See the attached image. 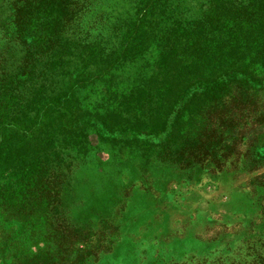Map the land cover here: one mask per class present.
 <instances>
[{"label":"trees","instance_id":"16d2710c","mask_svg":"<svg viewBox=\"0 0 264 264\" xmlns=\"http://www.w3.org/2000/svg\"><path fill=\"white\" fill-rule=\"evenodd\" d=\"M145 1H134L139 5L136 17L120 38V52L110 57L107 52L115 44L104 34L121 31L126 22L115 20L120 18L117 0H11L12 30L6 45L18 44L22 57L13 62L11 52L0 47V172L6 174L0 178V240L7 238L15 255L7 264H83L100 260L104 253L102 233L75 223L59 204L65 180L52 174L56 165L50 157L57 158L56 139L84 149V136L92 128L98 138L159 151L186 167L220 165L237 152L236 141L248 136H255L261 144L257 147L264 150V133L242 132L264 124V0H227L229 14L210 21L216 37L192 50L196 57L184 64L164 38L168 34L159 29L155 36L162 45L152 75L140 84L134 75L143 74V67L133 63L142 55L138 45L143 44L149 8L157 3ZM100 9L101 19H110L112 25L100 22L95 29L86 16ZM73 57L80 60L79 67L65 90L54 93V76ZM102 63L106 65L101 73L107 78L120 69L131 74L123 77L125 88L115 87L110 111V121L116 114L132 115L131 125H112V121L108 125L107 116L95 109L91 113L78 100L84 87H99L83 73ZM106 92L98 90L101 95ZM169 96L171 101L162 109V99ZM236 112L243 114L239 117ZM252 180L250 214L236 215L241 219L232 233L206 240L194 255L157 264H264V173ZM32 219L45 230L37 228L38 223L29 224ZM24 233L29 239L42 235L45 246L32 254L22 253L25 250L13 238L26 239Z\"/></svg>","mask_w":264,"mask_h":264},{"label":"rangeland","instance_id":"374dc122","mask_svg":"<svg viewBox=\"0 0 264 264\" xmlns=\"http://www.w3.org/2000/svg\"><path fill=\"white\" fill-rule=\"evenodd\" d=\"M96 1L90 0L91 3ZM134 1L117 0L115 6L119 11L116 15H120V18L115 20L124 19L126 22L122 24L124 28L121 31L111 35L104 34L106 41H113L115 44L107 52L110 57L120 52V38L136 17L139 5ZM156 1L149 8L150 15L146 18L141 33L143 44L138 47L142 55L137 56L133 63L143 67L144 75L139 72L134 75L135 81L140 84H144L152 75V65L162 45L157 40L158 36H155L159 29L168 34L164 38L176 48L177 55L180 54L184 64L196 57L197 52L193 54L192 50H198L206 45V41L216 37V31L211 30L210 21L226 16L231 9V3L227 0ZM10 3L11 0H0V39L4 38L0 40V47L1 51H10L13 62H16L22 57L21 47L14 43L6 45L12 30L8 24L11 17ZM100 11L103 10L87 13V23L92 21L90 27L96 26L97 29L100 22L112 25L110 19H101ZM190 33L193 34L192 37L188 36ZM79 64L80 60L76 57L68 59L64 70L60 69L54 76V93L65 90L72 72ZM105 65L106 63H102L83 73L90 75L95 83H99V87H84L78 93V100L91 113L95 109L99 115L107 116L109 125L113 118L110 111L114 109V89L116 86L125 88L123 77H130L131 74L120 69L119 72H110L112 76L107 78L101 73ZM149 66L151 67L145 74ZM184 76H180V79ZM152 79H155L154 73ZM98 90H104L106 95H101ZM173 92L175 86L172 94ZM170 99L171 96L162 99V109ZM93 101L96 103L94 106ZM156 111L153 108L152 113ZM242 114L236 112V116L240 117ZM114 117L112 125L134 123L132 115L121 118V114H116ZM263 128L264 124L248 127L242 132H248L249 135L264 133ZM85 137L87 146L84 149L82 145L77 146V149L68 145L63 138L56 139L54 146L57 150L55 152H58L57 158L50 157L52 165H56V173L52 174L65 180L62 191L59 190L60 206L67 209L69 218L75 223L102 233L104 253L101 259L89 260L83 264H157L169 260L179 261L194 255L206 240L219 233H232L241 219L236 215L250 214L252 179L264 173V150L257 147L261 144L253 139L255 136H248L243 142L236 141L237 152L220 165L205 163L187 167L173 163L171 158L159 155V151L152 152L139 146H119L112 139L98 138L92 128L87 130ZM5 175L0 172V178ZM101 222H104L105 227H101ZM37 223L39 224L32 219L29 224ZM16 226H13V233L17 231ZM37 226L42 231L46 228L41 224ZM24 235L26 236L25 233ZM1 238L0 264H7L9 257L15 255L9 249L11 244L8 239ZM13 239L16 245H20L19 248L25 250L22 253L32 254L37 248L45 246L42 235L31 239L26 236V239L18 241ZM107 241L109 244H106Z\"/></svg>","mask_w":264,"mask_h":264}]
</instances>
